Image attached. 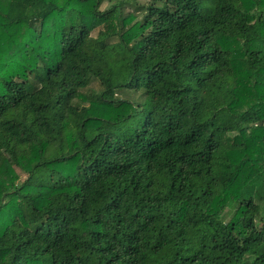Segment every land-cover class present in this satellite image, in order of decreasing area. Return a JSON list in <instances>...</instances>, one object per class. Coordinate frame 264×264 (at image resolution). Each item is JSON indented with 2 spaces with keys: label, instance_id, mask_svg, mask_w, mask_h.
<instances>
[{
  "label": "trees",
  "instance_id": "1",
  "mask_svg": "<svg viewBox=\"0 0 264 264\" xmlns=\"http://www.w3.org/2000/svg\"><path fill=\"white\" fill-rule=\"evenodd\" d=\"M0 264H264V0H0Z\"/></svg>",
  "mask_w": 264,
  "mask_h": 264
},
{
  "label": "rangeland",
  "instance_id": "2",
  "mask_svg": "<svg viewBox=\"0 0 264 264\" xmlns=\"http://www.w3.org/2000/svg\"><path fill=\"white\" fill-rule=\"evenodd\" d=\"M105 7H106V5L103 6V9H104ZM92 33H93L94 36H96L97 31L95 30V31H93ZM121 97H123V98H124V97H125V98H126V97H129V98H133V99H137V98H138V96H135V95H132V94H130V95H121Z\"/></svg>",
  "mask_w": 264,
  "mask_h": 264
}]
</instances>
